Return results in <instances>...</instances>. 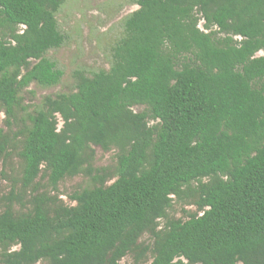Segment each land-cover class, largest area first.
Returning <instances> with one entry per match:
<instances>
[{
    "label": "trees",
    "instance_id": "obj_1",
    "mask_svg": "<svg viewBox=\"0 0 264 264\" xmlns=\"http://www.w3.org/2000/svg\"><path fill=\"white\" fill-rule=\"evenodd\" d=\"M134 3L109 68L27 111L21 92L63 75L46 56L62 0H0V159L20 160L1 264H264V0ZM96 146L112 174L92 167ZM79 174L93 185L74 204L39 189ZM188 195L195 210L169 217Z\"/></svg>",
    "mask_w": 264,
    "mask_h": 264
},
{
    "label": "rangeland",
    "instance_id": "obj_2",
    "mask_svg": "<svg viewBox=\"0 0 264 264\" xmlns=\"http://www.w3.org/2000/svg\"><path fill=\"white\" fill-rule=\"evenodd\" d=\"M134 0H62V4L56 13L58 27L64 35L63 44L47 51L46 56L56 62L62 69L63 75L60 82L54 86L41 87L32 82L21 92L23 104L28 106L27 111L37 106L45 95L54 96L62 92L75 90V72L83 71L91 75L100 69H108L111 63V48L123 35L122 20L133 10L137 9ZM201 27V22L199 23ZM263 54L259 51L257 55ZM143 106H134L135 111L143 110ZM19 122L12 124L11 132H15L25 123H28L24 114ZM6 117L0 111V128L8 130ZM94 148L92 167L106 174H112L115 167L114 150L103 151L100 147ZM17 151L10 156L0 159V212L4 208V198L13 184L19 186L16 180L19 170ZM115 178L106 181L111 183ZM40 191L56 195L64 204H74L69 196L74 191L93 185V181L85 174L61 179L55 190H52L46 179H37ZM17 209L18 206L16 205ZM195 204L191 196L174 200L168 209V216L173 218H186L185 211H194ZM162 223V220H161ZM141 240H148L147 234ZM18 246H13L16 249ZM147 260L141 264H148ZM1 264V263H0ZM37 264H44L39 261ZM119 264H134L130 254L123 257Z\"/></svg>",
    "mask_w": 264,
    "mask_h": 264
}]
</instances>
